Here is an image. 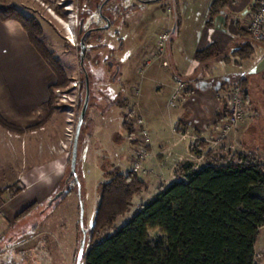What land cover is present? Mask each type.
<instances>
[{"label":"rangeland","instance_id":"1","mask_svg":"<svg viewBox=\"0 0 264 264\" xmlns=\"http://www.w3.org/2000/svg\"><path fill=\"white\" fill-rule=\"evenodd\" d=\"M224 1L226 2V7L234 5L235 8H240L242 20H246L250 11L251 1L254 3L255 0ZM6 2L38 20L42 29L41 40L43 46L47 53H52V58L57 61L67 80L64 87L53 90L55 103L62 108L65 118L62 137L57 145L49 147V151L56 156L67 155L66 175L61 179L57 190L62 187H65V190L69 189V187L73 189V183H67V176L71 174L69 161L73 143V141H69L70 138L67 134L69 135V131H71L72 137L74 135L80 106L83 104L85 94L84 71L79 61L78 24L83 17L85 19L84 27L93 28L95 27V22L97 24L100 23L101 20L97 15V9L102 1L96 6L93 0L90 3L87 0H6ZM120 2H122L123 8H126V11L130 12L131 10L132 13L130 15L124 14V16L118 13L117 24L112 25L109 29L94 32L96 35L91 39L93 44L86 46L88 50L86 49L83 61L84 70L89 80V102L79 135L76 176L81 183L80 196L84 208L83 223L86 232L87 228L92 224L98 201V186L104 180L105 172L113 168H117L123 173L132 170L134 149L137 145L133 147L129 142L128 132L122 125L124 115L131 113L133 117L129 119V123L132 125V135L137 143L138 130L135 119H143L149 133L150 145L154 143L153 131L155 129L149 123H146L141 115L139 111L140 101L141 103L143 101L144 105H149L151 100L157 103L159 110L165 117L161 121L160 128H162V132L166 136H170V133H172V120L174 122L176 118H180L175 111H178L177 106L179 107V104L181 106L179 102L182 99L174 108L169 107L167 104L170 92L168 81H172V79L166 77V73L161 70L159 86L162 85V87H159V90L156 91L152 82H143L141 78L143 77V72L140 73L144 64L148 61L151 62L152 59H149V56L139 59L140 55H137V50L142 51L145 48L149 49L150 45H155L156 36L162 27L160 18L156 17L155 13L160 11L164 16L168 15L169 7H167V2L161 0V2L157 3L143 4L137 0H113L109 7H111L110 12H113L114 15H116L117 7H120ZM120 12L122 13L123 10ZM105 14L108 16L107 13ZM155 47L150 49L155 51ZM234 59L238 61L241 57L237 56ZM44 63L50 71V77L54 79V85L57 84L58 77L56 73L52 71L46 61ZM109 63L113 65L112 68L109 67ZM116 69H119V73L117 71L118 75L115 74ZM57 91L59 92L57 93ZM246 116L247 109L244 121L237 125L236 128L245 123ZM215 117L213 113H208L205 118L200 115L195 120H203L202 122L190 123L191 127L189 129L186 127V129L181 130L184 131L181 136L187 134L183 141L186 142L185 146L188 150L189 146L197 147L199 155L194 154V157L191 158L192 163L196 167L203 166V163H205L204 159L199 156L208 149L217 152L222 147L229 148L231 146L234 150L229 149L233 153H242L243 150L247 152L255 149V146L252 145H243L241 147L236 145L234 138L232 139L231 137L236 128L228 133L219 145L210 144L219 130V125H214V119H217ZM69 119H73L72 125L68 122ZM203 124L207 126L213 124V126L209 129H202L201 125ZM176 126L177 124L172 129L174 132H176ZM192 126L193 128L197 127V129L191 130L193 129ZM27 132L30 131H25L24 133ZM11 134L23 135L0 128V142H4L10 153L13 149L9 142ZM200 142L205 143L206 147L200 146ZM64 145H66L65 149ZM260 150H262L261 156L264 159V147L261 145ZM148 153V158L143 164L146 174L136 173L145 183L146 189L134 196L126 215L116 219L115 228L124 225L133 216L141 203L151 200L154 196L153 194L159 192L163 178L160 173L162 169L165 170L166 166L164 167L160 163H155L158 164V167L157 165L156 167L147 166L150 159L149 149ZM168 161L167 169L172 165H176L177 169L180 165L188 162L185 159ZM0 164H3V162L0 161ZM8 166L7 164L5 167ZM25 172L24 168L19 169L18 172H10L8 168L0 170V189L8 187V190L0 194V200L5 201L12 197V191L15 189L19 190V194L31 191L34 180L29 182ZM21 181L26 185L23 186ZM13 185L14 189L12 188ZM76 193L75 189L72 190L71 195L69 194L67 198L60 201L53 209H49L50 200L48 199L40 207L35 205L29 207L28 210L20 212L17 219L19 218V221H23L19 225L17 224L14 232H11L13 230L10 227H7V229L10 230L12 236L17 237L16 233H19L18 230L28 226L30 229H27V239L18 238L14 242L9 243L7 241H10V236H8L5 242L0 241V252L2 249L3 251L12 252H10L11 254H0V264H75L78 241L81 238L78 228L79 206ZM148 238L151 245H160L165 248V238L158 230L149 231ZM13 253L14 256L12 255Z\"/></svg>","mask_w":264,"mask_h":264},{"label":"crops","instance_id":"2","mask_svg":"<svg viewBox=\"0 0 264 264\" xmlns=\"http://www.w3.org/2000/svg\"><path fill=\"white\" fill-rule=\"evenodd\" d=\"M100 1L102 0H93L95 6ZM165 1L169 7L168 15L164 16L160 11L155 13L162 23L156 39L162 32H174L166 51L169 66L164 69L156 61L148 69H144L141 78L143 82H152L157 91L159 87H162V85L159 86V78L163 70L166 77L172 79L168 81L169 95L176 79L185 83L186 90L179 102L181 106L179 104L178 111H175L180 118H176L174 122L172 120L170 136H166L160 128L161 121L165 117L157 103L152 100L149 105H144L143 101L139 102V111L145 122L155 129L154 143H151L149 147L150 159L147 166L156 167L157 165L158 167L155 163L166 166L160 173L163 177L161 186L177 180L176 165L167 169L168 160L185 159L192 163L191 158L194 157V154H191L185 146L186 142L183 141L187 134L181 136L184 132L181 130L186 127L189 129L190 123L196 124V121H200L195 118L198 119L200 115L205 118L208 113H213L217 117L216 120L214 119L215 126L225 122L228 115L226 105L229 89L236 84L241 87L246 97L244 101L247 116L245 123L237 127L231 137L239 147L255 146L256 150L251 152L264 164L262 150H260V145L264 147V46L252 41L247 32L249 16L257 8L260 0H255L254 3L251 1L246 20H242L240 8L237 9L233 5L227 6L228 9L224 0H178L180 26L177 31H175L177 26L172 13L173 0ZM109 6L104 7L103 11L108 14L107 17L112 25L117 24L119 14L124 16V14L132 13L131 10L128 12L126 8H123L122 2L115 12L117 15L110 12ZM155 45H150L149 49L145 48L142 51L137 50L139 59H144L146 56L150 59L153 51L150 48H154ZM211 46L218 49V57L205 62L195 59L196 52ZM237 56L241 57L238 61L234 59ZM54 83L44 59L21 25L14 20L0 21V117L20 129L35 126L39 122L42 106L50 101V89ZM184 117L186 118L183 119ZM64 118L62 108L56 104L50 120L43 127L23 135L11 134L9 139L13 148L11 153L4 142H0V161L3 162L0 164V170L8 168L10 172H18L19 169L24 168L29 182L34 180L31 191L28 193H18L5 201L0 200V238H2L0 241L5 242L8 236H10V241H7L9 243L18 238L27 239V229H30L28 226L20 228L16 238L11 233L15 231L17 224L23 221L17 219L19 213L28 210L31 206L40 207L58 191L57 186L66 175L67 155L51 154L49 147L57 145L61 139ZM175 124H177L176 132L179 131L178 133L172 130ZM212 126L213 124L210 126L203 124L201 128L209 129ZM194 129L197 127L191 130ZM229 148L234 150L231 146ZM245 152L242 151V153ZM7 164L9 166L5 167ZM193 166L200 168L194 164ZM21 183L23 186L26 185L22 181ZM6 188L8 189V187L1 189ZM12 188L14 189V185ZM77 202L79 206L78 197ZM7 227L13 231L10 232ZM10 252L2 249L0 254L5 255ZM12 255L14 256V253ZM255 255L260 256L256 258V264H264V228L261 229L257 238Z\"/></svg>","mask_w":264,"mask_h":264},{"label":"trees","instance_id":"3","mask_svg":"<svg viewBox=\"0 0 264 264\" xmlns=\"http://www.w3.org/2000/svg\"><path fill=\"white\" fill-rule=\"evenodd\" d=\"M172 6L177 31L180 26L178 0H173ZM7 20L21 25L58 77L57 84L50 89V101L42 106L38 124L20 129L0 117V128L23 134L43 127L50 120L56 105L53 90L64 87L67 80L52 53H47L43 46L38 20L6 0H0V21ZM173 34L169 32L167 46ZM85 44L87 46L90 41L85 40ZM218 56V49L211 46L196 52L195 59L205 62ZM241 94L245 99L243 91ZM81 108L82 104L80 111ZM132 118L131 113L124 115L122 125L134 147L138 143L129 123ZM199 145L206 147L203 142ZM189 151L199 155L197 147L189 146ZM201 156L205 165L198 169L190 162L180 165L175 170L177 180L161 186L151 200L141 204L118 228L114 227L116 219L126 215L134 196L146 189V185L132 170L123 173L113 168L105 172L98 186L92 224L87 232L85 230L81 264H256L255 245L264 228V164L251 151L233 153L228 147L217 152L208 149ZM67 177V183H73L74 188L58 190L49 199L52 200L49 209L55 208L72 190L77 191L73 175ZM6 190L0 189V194ZM18 193L19 190L12 191V195ZM155 230L164 236L165 248L150 244L149 231Z\"/></svg>","mask_w":264,"mask_h":264},{"label":"built area","instance_id":"4","mask_svg":"<svg viewBox=\"0 0 264 264\" xmlns=\"http://www.w3.org/2000/svg\"><path fill=\"white\" fill-rule=\"evenodd\" d=\"M247 32L252 41L264 46V0H260L257 8L250 14ZM168 38L169 32H162L158 35L155 51H153L150 55L152 60L151 62L148 61L144 64V67L140 73L144 72V69L155 61H157L162 67L168 68L169 64L166 60ZM185 90V83L180 79H176L174 82V87L168 98V106L172 108L176 107ZM58 92L59 91H57V93ZM227 109L229 113L228 118L219 126L216 137L210 143L212 145H219L225 139L228 133L233 131L237 125L244 121L246 105L241 94V88L238 84L234 85L229 92ZM68 122L70 125H72L73 119H69ZM135 124L138 130V144L134 149L132 171L145 175L146 170L143 168V164L146 162L149 155L148 147H150V137L142 118L135 119ZM69 133V135L67 134V136L70 138L69 141H73L72 138H74V135L72 137V132L69 131ZM63 147L65 149L66 145ZM256 258H260V256H256Z\"/></svg>","mask_w":264,"mask_h":264},{"label":"water","instance_id":"5","mask_svg":"<svg viewBox=\"0 0 264 264\" xmlns=\"http://www.w3.org/2000/svg\"><path fill=\"white\" fill-rule=\"evenodd\" d=\"M108 0H105L100 7V10L103 8V6L107 3ZM157 0H151V1H141L143 4L148 3V2H156ZM107 29L110 26V21L107 19ZM83 30V21L80 23V28H79V33L81 34ZM103 28H93L90 30H87L86 32L83 33L82 38L80 40V65L84 71V79H85V94H84V99H83V104L81 111L79 113V116L77 118L76 126H75V132H74V138H73V143H72V148H71V157H70V173L73 175L74 180L77 184V197L79 201V216H78V222H79V228L82 234L80 243H79V249L77 252V256L75 259V264H81L82 261V256L85 248V240H86V232L84 229V223H83V218H84V208L83 204L81 201V196H80V183L77 179L76 176V161H77V150H78V141H79V135L81 131V126L83 123V120L86 115L87 107H88V102H89V80L86 71L84 70L83 66V61H84V56L86 52V44L84 42V37L86 34L91 33V32H96V31H102ZM109 66H112L111 63L108 64ZM61 193L55 196V198H58ZM52 204V200L49 202V205Z\"/></svg>","mask_w":264,"mask_h":264},{"label":"flooded vegetation","instance_id":"6","mask_svg":"<svg viewBox=\"0 0 264 264\" xmlns=\"http://www.w3.org/2000/svg\"><path fill=\"white\" fill-rule=\"evenodd\" d=\"M105 0H102V2H101V4L104 2ZM113 0H108L107 1V3L103 6V8L104 7H106L107 5H110L111 4V2H112ZM142 1V0H141ZM101 4H100V7H101ZM98 7V6H97ZM100 7L98 8V10H97V15H98V17L100 18V23H98L97 24V22H95L96 24H95V27H93V28H103V30H106L107 28V22H106V20L108 19L109 21H110V19L107 17V15H105V13H104V11H103V8L100 10ZM117 15V14H116ZM81 21H83V30H82V33L80 34L79 33V28H80V23H81ZM84 23H85V21H84V19L83 18H81L80 20H79V24H78V35H79V48H80V40H81V38H82V35H83V33L84 32H86L87 30H90V29H93L92 27H84ZM112 26V22H110V26H109V28ZM108 28V29H109ZM96 32H99V31H96ZM94 35H96L94 32H91V33H88V34H86V36L84 37V42H85V40H89L90 41V44H93V42H91V39L94 37ZM94 48V47H93ZM80 61V60H79ZM94 61V60H93ZM106 61H108V60H106ZM109 67H113V65L112 66H109ZM119 70V69H118ZM117 69H116V75H118V73H119V71H118ZM117 71H118V73H117Z\"/></svg>","mask_w":264,"mask_h":264}]
</instances>
